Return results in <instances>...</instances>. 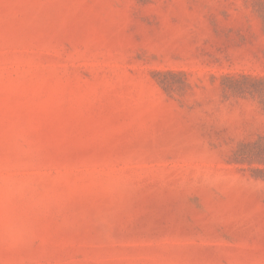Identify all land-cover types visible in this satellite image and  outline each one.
<instances>
[{
    "label": "rangeland",
    "instance_id": "1",
    "mask_svg": "<svg viewBox=\"0 0 264 264\" xmlns=\"http://www.w3.org/2000/svg\"><path fill=\"white\" fill-rule=\"evenodd\" d=\"M0 264H264V0H0Z\"/></svg>",
    "mask_w": 264,
    "mask_h": 264
}]
</instances>
